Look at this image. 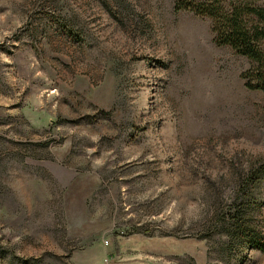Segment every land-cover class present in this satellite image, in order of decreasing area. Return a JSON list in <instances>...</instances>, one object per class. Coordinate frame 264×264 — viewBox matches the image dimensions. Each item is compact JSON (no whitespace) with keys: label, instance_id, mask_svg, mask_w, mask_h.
<instances>
[{"label":"rangeland","instance_id":"obj_1","mask_svg":"<svg viewBox=\"0 0 264 264\" xmlns=\"http://www.w3.org/2000/svg\"><path fill=\"white\" fill-rule=\"evenodd\" d=\"M175 1L0 0V264H264L254 63Z\"/></svg>","mask_w":264,"mask_h":264},{"label":"trees","instance_id":"obj_2","mask_svg":"<svg viewBox=\"0 0 264 264\" xmlns=\"http://www.w3.org/2000/svg\"><path fill=\"white\" fill-rule=\"evenodd\" d=\"M175 9L193 12L211 21L213 42L230 46L251 60L253 67L243 71L244 85L264 96V5L257 0H176ZM264 177V161L250 170L244 183L249 190ZM233 234L247 239L249 247L264 250V235L246 232L248 226L232 216Z\"/></svg>","mask_w":264,"mask_h":264}]
</instances>
